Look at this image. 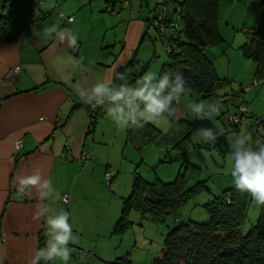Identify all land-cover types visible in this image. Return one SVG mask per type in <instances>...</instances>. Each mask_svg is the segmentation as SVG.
<instances>
[{
    "label": "crops",
    "instance_id": "0c3cea01",
    "mask_svg": "<svg viewBox=\"0 0 264 264\" xmlns=\"http://www.w3.org/2000/svg\"><path fill=\"white\" fill-rule=\"evenodd\" d=\"M19 1L11 0L9 6ZM128 1L124 6L117 0H46L41 19L13 41L0 39V264H29L40 237L47 238V218L60 209L69 212L73 230L70 264H111L128 256L116 249L121 242L116 238L123 240L114 233L121 212L113 195H118V183L113 182L118 176L114 173L108 183L104 177L107 169L122 165L115 155L129 144L126 129L107 117L105 107L92 127L81 96L113 77V69L130 70V83L144 72L140 47L149 37L155 5L151 9L150 0ZM8 8L7 0H0V15ZM263 12L264 0L220 3L217 28L222 42L240 45L241 51L248 29L258 26ZM51 25L66 37L75 35L77 43L70 45L55 35L46 38L43 30ZM136 63L142 69L136 71ZM16 65L18 73L3 80ZM259 92L247 103L248 113L264 117ZM147 121L159 128L154 120ZM18 140L22 144L16 150ZM83 152L90 156L86 162L80 161ZM36 175L40 182L50 181L52 190L42 183L24 186L23 178ZM41 209L40 219L36 213Z\"/></svg>",
    "mask_w": 264,
    "mask_h": 264
},
{
    "label": "trees",
    "instance_id": "16d2710c",
    "mask_svg": "<svg viewBox=\"0 0 264 264\" xmlns=\"http://www.w3.org/2000/svg\"><path fill=\"white\" fill-rule=\"evenodd\" d=\"M55 1L57 3L59 0ZM235 1L156 0L148 26L160 35L159 26L151 22L156 17L155 12L159 6L166 10L162 22L177 23L176 29H170L169 25H166L170 51L165 54L169 57V62L162 67L160 73H179L185 80V89L204 98L211 97L218 89L227 86L229 80L217 75L205 50L222 43L217 28L220 3ZM36 4L37 2L32 4V0L13 2L7 12L0 15V39L13 41L30 24L32 8ZM44 15L42 12L36 21ZM246 34V42L241 46L242 56L255 63L254 82L264 81V12L260 16L258 26L248 29ZM147 66L146 63L144 71ZM243 93L245 90L241 88L231 96L240 97ZM217 98L227 102L222 96ZM175 101L178 100L174 99V114L164 115L170 123L167 132H162L152 123L145 121L143 127L126 129V141L137 150L154 145L166 150L173 148L188 151L193 146L190 140L192 124L187 119L176 117L179 101L178 105ZM244 102L243 100L234 104V113L240 106L247 107ZM244 116L246 120L258 117L250 115L248 107ZM97 117L91 118L92 127ZM230 127L237 132L231 125ZM198 171V168L187 164L178 171L173 182L156 180L147 183L139 175H134L131 192L123 200L114 233L122 236L132 226L128 220L131 211L138 212L142 218L148 216L157 223H165L171 216L176 225L167 233L160 254L154 257L151 264H264V206H260L259 219L254 226L245 233L241 228L248 204L252 200L250 194L234 188L208 200L202 205L209 217L205 223L177 218L180 209L205 189L204 182L197 180ZM190 182L193 184L188 187ZM45 240V236H41L39 246H44ZM111 264L131 262L124 256L115 259Z\"/></svg>",
    "mask_w": 264,
    "mask_h": 264
},
{
    "label": "rangeland",
    "instance_id": "374dc122",
    "mask_svg": "<svg viewBox=\"0 0 264 264\" xmlns=\"http://www.w3.org/2000/svg\"><path fill=\"white\" fill-rule=\"evenodd\" d=\"M10 1L7 0V7H9ZM155 2L156 0H150L151 9H153ZM45 3L46 0H44L43 7ZM117 3L119 2L117 1ZM239 46L235 44L228 46V43L222 42L218 46L205 50V54L215 67L217 75L220 78L229 80L227 86L221 87L209 98H204L189 89H184L183 94L176 98L179 101V106L176 107V117L187 119L192 124L190 140L193 146L188 151L183 152L173 148L166 150L154 145H148L137 150L133 145L127 144L122 154L121 151L116 153L117 159L115 162L122 163L117 169L115 168V171L112 169L118 176L116 180H113L114 185L118 183L116 185L118 195L114 193L113 195L117 197L115 199L118 201L119 211L125 199L121 196L127 197L129 195L131 192L129 185L132 176L136 174L147 183H153L156 180L173 182L178 171L183 169L185 165L188 164L198 168L197 180L204 182L205 189L180 209L177 218L179 220L190 219L200 223L209 220L208 214L203 210L202 205L213 197L221 196L225 191L235 188L230 175L232 157L229 145L237 135L228 124L227 118L234 113V103L244 100L246 105L249 104L259 89V97L257 98H262L261 101L264 102V82L262 83V80L254 82L255 63L251 59L241 56L242 52L238 50ZM140 52V58L148 65L144 72L160 73L162 67L169 62L162 41L153 28H150L149 37L141 45ZM236 53H239L237 58L240 61L241 57L242 63L238 59L236 60ZM140 68L142 69L141 64L136 63L135 70L137 71ZM243 87H250V92L243 93L240 96L241 98L231 96L232 93ZM217 96L224 97L227 102L219 101ZM197 104L204 105L203 113L196 114L193 112L192 106ZM260 105L261 110L264 111V104ZM153 120L162 132L169 130L170 126L167 118L162 116ZM247 121L252 123L254 120L247 118ZM162 124H166V127H162ZM239 127L242 136L246 127L244 125ZM201 128H211L216 133L215 143H203L194 139ZM192 184L193 182L188 183V187ZM122 190L123 193H121ZM259 214L260 205L252 199L248 204L246 218L241 227L243 233L257 223ZM128 220L132 223V226L124 232L123 240L116 238L117 241L122 242L116 247L117 253L121 256L128 253L129 257H126L130 258L131 264H151L154 257L160 254L167 233L176 225L174 218L170 216L165 223H157L150 220L148 216L142 218L138 212L131 211ZM81 253L85 252L80 251Z\"/></svg>",
    "mask_w": 264,
    "mask_h": 264
},
{
    "label": "clouds",
    "instance_id": "9594fccd",
    "mask_svg": "<svg viewBox=\"0 0 264 264\" xmlns=\"http://www.w3.org/2000/svg\"><path fill=\"white\" fill-rule=\"evenodd\" d=\"M46 38L54 35L58 39L69 40L70 45L77 43L75 35L66 37L55 25L43 30ZM114 76L95 83L89 92L82 93L83 103L93 107H105L106 115L117 126L122 128H140L144 122L174 114V99L183 94L185 80L179 73L147 71L134 83L129 82V72H116ZM193 112L201 114L204 105L192 106ZM198 142L215 143L217 136L211 128H201L194 137ZM250 136H237L230 143L232 167L230 175L235 188L250 194L260 206H264V142L256 141L255 146L248 143ZM24 186L43 184L51 191L50 181L40 182V176L26 177ZM43 210L36 216L41 219ZM69 212L60 209L55 215L47 218V238L44 246L33 250L29 264H51L59 260L61 264H70L73 240L72 225L69 223Z\"/></svg>",
    "mask_w": 264,
    "mask_h": 264
},
{
    "label": "built area",
    "instance_id": "2783aa9c",
    "mask_svg": "<svg viewBox=\"0 0 264 264\" xmlns=\"http://www.w3.org/2000/svg\"><path fill=\"white\" fill-rule=\"evenodd\" d=\"M117 1L121 4H123L124 6H127L129 4L128 0H117ZM43 5H44V0H39L37 2V4L33 6L32 14L30 16V24L34 23L36 21V19L41 16ZM165 12H166L165 8H162L159 6L155 12L156 17L153 18L151 20V22L153 25L159 26V28H160L159 37H161L162 44L164 47V51L169 52L170 46H169V43L167 41V36H166L167 35L166 29L168 26H166V25L168 24L170 29H176L177 23L171 22V23L165 24L164 22H162L164 17H165ZM67 20L71 21L72 17H69ZM19 69H20V67L18 65L9 68L6 71L3 80L11 79L16 73H18ZM244 90L247 91L248 88L245 87ZM175 103L178 105V101H175ZM84 105L86 107L87 113H88L90 118L97 117L99 115L101 109H102V107H93V106L85 104V103H84ZM246 112H247L246 106L238 107L236 113L231 114L228 117V122L237 131L236 132L237 136H241L239 126L244 125L246 127V130L244 131V135L248 134L250 136L248 143L255 146L256 141L264 142V117L254 118L253 119L254 121L252 123H249L245 119V116H244ZM21 144H22V142L20 140L16 141L15 142V149L19 150L21 148ZM89 157L90 156L87 153L83 152L80 156V161L86 162L89 159ZM113 176H114V172L111 169H107L106 172L104 173V177H105V180L107 183L112 179ZM21 191H22V189H21ZM226 199H227V201H229L228 198H226ZM62 201L63 202L68 201L67 195H64L62 197ZM84 255H85V253H81L80 257H83Z\"/></svg>",
    "mask_w": 264,
    "mask_h": 264
}]
</instances>
